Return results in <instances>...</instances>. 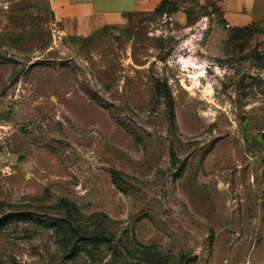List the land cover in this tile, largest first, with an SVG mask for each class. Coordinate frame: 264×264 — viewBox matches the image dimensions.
I'll use <instances>...</instances> for the list:
<instances>
[{
	"label": "rangeland",
	"instance_id": "374dc122",
	"mask_svg": "<svg viewBox=\"0 0 264 264\" xmlns=\"http://www.w3.org/2000/svg\"><path fill=\"white\" fill-rule=\"evenodd\" d=\"M0 264H264V19L0 0Z\"/></svg>",
	"mask_w": 264,
	"mask_h": 264
},
{
	"label": "crops",
	"instance_id": "0c3cea01",
	"mask_svg": "<svg viewBox=\"0 0 264 264\" xmlns=\"http://www.w3.org/2000/svg\"><path fill=\"white\" fill-rule=\"evenodd\" d=\"M163 1L172 6L175 0H48V3L60 30L79 38L105 29H127L135 18L156 12ZM195 1L218 6L224 19L234 27L264 19V0Z\"/></svg>",
	"mask_w": 264,
	"mask_h": 264
},
{
	"label": "trees",
	"instance_id": "16d2710c",
	"mask_svg": "<svg viewBox=\"0 0 264 264\" xmlns=\"http://www.w3.org/2000/svg\"><path fill=\"white\" fill-rule=\"evenodd\" d=\"M170 7H172L170 2L163 1L162 4L159 6V8L156 10V12L158 11V12L167 13ZM169 11L170 12L172 11V13L176 12L175 10L173 11L172 9H170ZM81 231L83 232V235L86 237V239H90L94 235L92 232H88L83 229H81Z\"/></svg>",
	"mask_w": 264,
	"mask_h": 264
}]
</instances>
